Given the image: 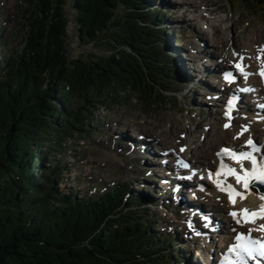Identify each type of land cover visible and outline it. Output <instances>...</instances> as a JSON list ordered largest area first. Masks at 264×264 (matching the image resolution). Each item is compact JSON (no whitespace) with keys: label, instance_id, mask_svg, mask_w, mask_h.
<instances>
[{"label":"trees","instance_id":"obj_1","mask_svg":"<svg viewBox=\"0 0 264 264\" xmlns=\"http://www.w3.org/2000/svg\"><path fill=\"white\" fill-rule=\"evenodd\" d=\"M65 5L24 0L23 47L0 52V264H173L161 259L176 236L151 230L159 217L135 212L126 185L84 198L59 190L71 143L95 133L100 109L172 103L164 15L143 0H74L79 41L109 54L72 58Z\"/></svg>","mask_w":264,"mask_h":264},{"label":"rangeland","instance_id":"obj_2","mask_svg":"<svg viewBox=\"0 0 264 264\" xmlns=\"http://www.w3.org/2000/svg\"><path fill=\"white\" fill-rule=\"evenodd\" d=\"M208 1L213 9H217V16L215 15L214 19L219 21L226 41L231 42L233 36H238L239 40L257 39L255 40L256 44L264 45V6H256L255 2L247 0ZM153 2L154 6L150 10L159 9L164 15L161 24L169 22L165 31L159 34L163 38L164 50L168 54V58L171 59L173 67L175 66L180 71L183 69L185 72L187 71L189 74L187 79L191 84L183 81L182 84H179L180 91L173 95L172 103L158 105L153 108V111H150L149 108L144 109L139 102L135 101L114 110L100 109L96 114V123L93 126L95 133L88 139L77 140L76 144L71 147L72 151L70 152L74 154L72 156L74 162L70 157L67 161L71 162L70 166L72 164L75 166V171L70 174L72 179L69 184L70 189L75 190L81 196L86 194L89 186L127 185V188H130L128 194H131L128 195L127 201L131 200L130 203L136 205L134 211L148 213L150 225L155 221L156 215L159 217L161 225L155 227L158 225L155 222V226L152 225L151 230L155 234H163L167 239L178 237V243L169 247L172 255L168 256L166 252L167 256L161 261L170 260L173 264H204V258L200 254L205 252V247H210L209 238H198L197 233L187 229L188 216L173 204L169 189L162 198L166 202L164 207L161 204L158 206L152 204L155 201L154 195H158L159 191L157 192V190L160 189L159 185L154 187L155 181L151 179V175H154L153 163L146 152L149 149L159 150L160 147L153 141L148 146L140 145L139 141L131 134L134 133L136 126L158 133L162 138L170 141H178L189 135H193V139H195V136L209 131L214 133L217 126H211L216 121L215 115H211L210 108L213 105L219 107L218 102L221 103L206 91L205 82L208 77L200 73L195 74L194 70L212 62L217 56L210 32L204 26L206 24L189 21L192 16L198 14L199 9L196 4H187L184 0H154ZM23 5L24 0H0V42L6 43V48H0L3 55H9L12 50H21L23 47V32L20 24ZM124 11L125 9L119 8L120 14H123ZM65 12L70 21L68 49L72 58L87 53L109 54L108 46L102 42L95 46H86L79 41L74 0H66ZM200 28L206 30L202 36L197 34V30ZM212 55H214V59H211ZM177 58L179 62H177ZM178 63L182 64L183 69L179 68ZM204 67L207 68L208 65ZM214 71L216 72V70ZM194 74L200 78L204 77V79H200V81L199 78L189 79ZM194 81L200 85L194 84ZM210 83L214 88L213 82ZM220 125L221 122L218 126ZM127 139H131L128 141H132L134 144L138 143L139 148L126 146ZM107 152L110 157L107 155L106 158ZM113 154L119 160H112ZM160 157H156L155 160ZM63 162L66 163V159ZM155 166L154 168H158L157 164ZM77 193L76 196H78ZM137 197H140L146 205H138L134 201ZM204 207L202 210H210L206 205ZM192 222L193 225H201L202 220ZM205 233L216 236L210 233V228H206Z\"/></svg>","mask_w":264,"mask_h":264},{"label":"bare ground","instance_id":"obj_3","mask_svg":"<svg viewBox=\"0 0 264 264\" xmlns=\"http://www.w3.org/2000/svg\"><path fill=\"white\" fill-rule=\"evenodd\" d=\"M184 2L191 5L196 4V7H198V14L192 16L189 21L201 22L202 25L206 24L204 26H206V28L210 32L213 47L215 48V54L217 56L215 57V59L214 55L210 56L212 57L211 59L214 60L207 64L208 67L207 65H204L207 68L201 65L200 68L202 69L199 72L209 76V73L211 71V73H213L215 72L214 70H224L226 67L228 68L231 66V69H234L235 67L236 73L240 75L241 73L238 71L239 69L236 66L240 65L242 67L241 64L242 62H244V67L245 70L249 73V77L246 78L245 76H241V79L234 84L222 83L220 88L224 87L225 92H240V90L242 91L243 89H246L247 91H251V93L241 95L244 99H248V101H244L245 105H243L242 103L240 105L241 107H238L237 110H235L238 111V114H236L233 119H224V116L226 118V116L231 112L227 111L228 109L226 107L228 99L225 98L226 96H221L224 98L220 99L221 104L219 105V107L213 105V107L210 108L211 115H215L216 121V123L211 124V126H217V130L215 131L213 129L214 133L210 131L205 134L201 133L199 136H195V139H193V135H189L188 137L179 139L178 141H170L162 138L160 134L150 132L141 126L134 127L136 133L131 134V136H137L136 139L138 138V136L139 139L144 138V145H149L150 142L153 141L158 147H160L159 151L164 154L161 155L159 159L154 161L160 163L164 159L167 160L169 162L167 167L171 169L175 174L166 173L164 174V176L175 177L177 179V184L178 179H183L185 175L191 173L192 166L194 168L202 170L217 162L218 153L223 149L224 146L232 145L237 147L243 145L250 136H256L258 133L264 131V112L262 114H258L255 109L256 105L259 102L264 103V79L262 78L264 76L261 75L262 70H264V45L256 44L255 40L257 39H246L245 41L239 40L238 36H233L231 42L226 41V39L224 38L225 33L220 28V25L218 23L219 21H216V19H214L217 13V9H213L210 1L184 0ZM203 29L200 28V30H197V34L201 36L204 35L206 33V30L204 31ZM177 62H179L178 58ZM180 64L178 63V66L180 69H182V64ZM209 66H212V69H210ZM182 73L183 75H189L187 71H183ZM192 78H199V81L200 79H204V77L200 78V76L198 77V75L196 76L195 74L189 79ZM209 81L214 82L215 80H212L208 77L207 82H205L206 91L208 93H211L210 95H212L211 97H213L214 95H216L215 93H217L218 90L214 86V88H212V85ZM187 83L190 82L187 81ZM195 83L197 82L194 81V84ZM244 108H246L248 111L244 110ZM240 115L243 116L240 117ZM220 122L221 125L218 126ZM226 124L228 125V127H225ZM128 140L131 139H127L125 141L127 146L129 145L135 149L139 148L138 145H135L132 141ZM181 149H183V151H181ZM107 153L106 158L107 155L109 156V153ZM113 156L114 157L111 156L112 160H119L116 155L113 154ZM158 182L159 184H157L159 185L160 189L157 190V192L159 191L158 196L160 198H163L165 192H167V189H169L172 201H174L173 198H175L176 194L172 190V184H169L167 181H164L162 179H159ZM204 184L206 190L199 189L188 197L187 195H185L186 190L183 189L180 193V196L181 198L187 197V202L183 199L184 201L182 203L188 204L189 202L192 205H196L197 208L200 207L201 210L202 208H205L204 205L210 208V210L207 209L209 212L203 210L204 214L201 215V219L206 218L210 216L211 213L214 214L216 212L217 214H219L220 218H222L219 228L222 236L221 239L217 241L215 239V236H211L208 242L210 244V247H205V252L200 254V256L204 258V264H216L217 261L222 259L226 250L230 246L235 244V238L237 235L256 234L261 225H264V220L261 219H256L254 223H243V221H241V224H237L236 220L230 215V213L234 211L239 212L242 209L256 211L259 209V206L261 204H264V200L260 199V197L263 195L255 188H253L255 189L254 191L245 192L243 186L237 184L238 192L243 193L245 198L241 200L237 197L236 203L232 204L230 203L226 194L218 191L217 188H214L211 182H204ZM208 188L209 190H207ZM212 210H214L215 212H213ZM216 222L217 220L215 219L214 224H216ZM209 227L205 226V221L203 222L201 227H196L190 222L187 225V229L189 231H193L194 233L202 232L201 235H203L204 230ZM249 229H251V232H249ZM262 233L264 234V231H262ZM206 237H209V235H206Z\"/></svg>","mask_w":264,"mask_h":264},{"label":"snow or ice","instance_id":"obj_4","mask_svg":"<svg viewBox=\"0 0 264 264\" xmlns=\"http://www.w3.org/2000/svg\"><path fill=\"white\" fill-rule=\"evenodd\" d=\"M241 72L243 71L240 65L236 66ZM261 75L264 76V70H262ZM225 80L229 83L232 82L231 74L225 75ZM233 101H229V107L231 108ZM227 115V113H226ZM225 127H228L226 124ZM248 146L254 147L253 141H247ZM183 151V149H181ZM223 154L227 155L228 158L234 160L237 164L240 165L239 172L236 168L228 167L226 164L221 161L220 169L217 170L216 175L219 177L231 176L235 179L236 184L242 185L245 192L254 191L252 188L253 184L264 185V164H261L257 161L253 155L249 152H241L239 154L232 152L229 149H224ZM247 161L251 164V167L248 168L245 166L244 162ZM218 191L225 192L229 201L232 204L236 203V198L243 200L245 198L244 194L236 191L233 185L228 184L224 186L223 182L220 180L215 181ZM261 200H264V196L260 197ZM230 215L236 220L237 224L243 223H254L256 219L264 220V204L259 206V209L256 211H250L248 209H242L239 212H232ZM264 231V225L258 229ZM251 232V229H249ZM236 244L229 247V254H235V259L227 261V264H245L246 260H255L256 264H261V261H264V241L246 239L242 235L236 236Z\"/></svg>","mask_w":264,"mask_h":264},{"label":"water","instance_id":"obj_5","mask_svg":"<svg viewBox=\"0 0 264 264\" xmlns=\"http://www.w3.org/2000/svg\"><path fill=\"white\" fill-rule=\"evenodd\" d=\"M255 187L258 188L259 192L264 196V185H261V184H253Z\"/></svg>","mask_w":264,"mask_h":264}]
</instances>
